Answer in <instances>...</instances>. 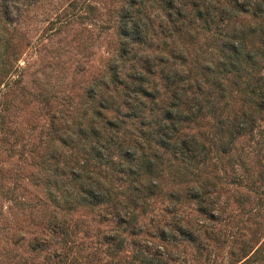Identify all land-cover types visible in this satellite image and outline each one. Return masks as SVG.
<instances>
[{
  "label": "rangeland",
  "instance_id": "obj_1",
  "mask_svg": "<svg viewBox=\"0 0 264 264\" xmlns=\"http://www.w3.org/2000/svg\"><path fill=\"white\" fill-rule=\"evenodd\" d=\"M141 257L264 264V0H0V264Z\"/></svg>",
  "mask_w": 264,
  "mask_h": 264
},
{
  "label": "trees",
  "instance_id": "obj_2",
  "mask_svg": "<svg viewBox=\"0 0 264 264\" xmlns=\"http://www.w3.org/2000/svg\"><path fill=\"white\" fill-rule=\"evenodd\" d=\"M242 119H244V115H242V117H239L237 124H239V122L242 123L241 121ZM236 126L238 127V125H234L233 127H236ZM140 262L141 264H153V261L148 260L146 257H141Z\"/></svg>",
  "mask_w": 264,
  "mask_h": 264
}]
</instances>
